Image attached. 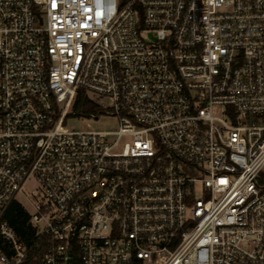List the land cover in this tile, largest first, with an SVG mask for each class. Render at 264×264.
<instances>
[{"label":"built area","instance_id":"1","mask_svg":"<svg viewBox=\"0 0 264 264\" xmlns=\"http://www.w3.org/2000/svg\"><path fill=\"white\" fill-rule=\"evenodd\" d=\"M0 264H264V0H0Z\"/></svg>","mask_w":264,"mask_h":264},{"label":"trees","instance_id":"2","mask_svg":"<svg viewBox=\"0 0 264 264\" xmlns=\"http://www.w3.org/2000/svg\"><path fill=\"white\" fill-rule=\"evenodd\" d=\"M72 111L77 115H85L89 112H97L99 108L87 97L84 91L78 90ZM5 220L19 237H28V213L20 203L15 201L10 204L5 213Z\"/></svg>","mask_w":264,"mask_h":264},{"label":"rangeland","instance_id":"3","mask_svg":"<svg viewBox=\"0 0 264 264\" xmlns=\"http://www.w3.org/2000/svg\"><path fill=\"white\" fill-rule=\"evenodd\" d=\"M89 125L91 130L94 131H115L118 128V119L110 116H102L98 120H89L87 117L79 119H70L66 122V127L73 130L86 129V125ZM36 188V183L30 181L26 184V190L33 191ZM19 201L26 207L28 211H32L25 200L18 196Z\"/></svg>","mask_w":264,"mask_h":264}]
</instances>
